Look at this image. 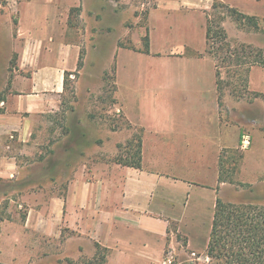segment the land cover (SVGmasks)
I'll list each match as a JSON object with an SVG mask.
<instances>
[{
    "label": "crops",
    "instance_id": "obj_1",
    "mask_svg": "<svg viewBox=\"0 0 264 264\" xmlns=\"http://www.w3.org/2000/svg\"><path fill=\"white\" fill-rule=\"evenodd\" d=\"M76 1L87 11L89 0ZM97 1V13L104 12L105 8L115 13L120 4L118 13L124 17L148 8L150 52H137L138 56L155 55L165 60L172 56L189 68L139 71L142 79V74H148L145 90L141 92H159L157 87H162L161 95L165 98L172 94L173 99V105L167 100L163 105L182 114H162L157 111L163 106L153 104L155 118H133L132 107L126 102V114L144 130L141 167L94 163L92 174L86 176L82 163L66 184L64 194L40 200L32 195L24 196L22 202L27 206L24 218H0V262L4 264H40V245L29 241V238L34 241L40 237L45 239L41 243L44 254L52 259L46 264H72L84 256H94L97 244L108 250L105 264H162L168 248L170 223L196 218L197 211L202 213L207 206L212 215L218 196H222L221 191L228 184L222 178L220 162L222 151L228 148L230 141L228 122H218L210 113L205 115L212 121L201 119L204 115L201 111L219 109L218 80L223 77H218L210 58L189 52L190 49L204 51L208 16L214 4L220 2L243 14L259 16L264 13V0ZM106 28L111 30L112 27L107 25ZM34 30L30 28L21 33L25 38L19 60L31 64H21L20 68L29 71V75H16L0 96L1 178L11 179L22 172L18 157L5 150L15 146L22 151L44 117L60 110L66 89L65 76H71L79 67L83 54L82 42L67 40L64 32L61 41H50L42 53L28 57L30 47L36 46L30 40L34 34L29 31ZM122 52L123 62L136 56L130 49H122ZM133 73L137 71L118 70L127 95L132 94V83L127 78H132ZM249 85L250 89L264 94V68H252ZM186 110L191 112L188 125L182 112ZM141 113L145 115V111ZM243 132L241 130L239 142ZM151 142L156 144L150 145ZM186 142L192 143V152H196L192 158L183 154L181 143ZM173 147L176 149L172 151ZM187 150L188 146L185 153ZM251 151L264 164V136L253 137ZM262 171L264 175V165ZM63 228L67 229V234ZM3 241H8L9 245Z\"/></svg>",
    "mask_w": 264,
    "mask_h": 264
},
{
    "label": "rangeland",
    "instance_id": "obj_2",
    "mask_svg": "<svg viewBox=\"0 0 264 264\" xmlns=\"http://www.w3.org/2000/svg\"><path fill=\"white\" fill-rule=\"evenodd\" d=\"M89 1L87 11H83L82 4H77L76 0H0L1 97L16 75H29V71L20 68L21 64H31L19 60L25 38L22 32L35 28L33 32L29 31L34 34L29 39L36 46L30 47L28 57L42 53V50L48 48L46 43L61 41L64 32L67 40L82 42L83 52V65L67 77L60 110L44 117L42 124L34 132V137L22 151L15 149V146L5 150L18 157L22 172L11 179L0 177V218H24L27 213V206L22 202L24 196L32 195L40 200L64 194L66 184L74 178L77 167L82 163L85 164L83 169L87 176L92 174L94 163L112 165L137 161L140 142L143 153L144 130L126 114V102L132 107L130 113L133 118H155L151 109L153 104L163 106L157 111L162 114L174 112L173 108L168 110L163 105L166 100L171 103L170 106L173 105V99L172 94H169V98V95H165L167 98L161 95L162 87H157L159 92H141L145 90L144 83L148 80V74H142V79L139 71L149 73L163 69L173 71L181 67L189 68L188 64L178 63L172 56L166 60L155 55L138 56L137 52H143L144 38L148 34V8L124 17L118 13L120 4L117 13L105 7L104 12L97 13L95 9L98 1ZM136 2L140 3L141 0ZM223 5L216 3L208 16L212 37L207 36L204 51L190 49L189 52L210 58L213 69L218 71V77H223L219 79V109L214 107L212 110L201 111L204 114L201 119L212 121V118L208 119L205 115L210 113L216 116L218 122H228L230 141L220 159L222 177L228 184L221 191L222 196L218 197L228 203L254 199L264 204V164L251 151L253 137L264 136V94L250 89L249 85L252 68L259 66L254 63L256 53L258 50L264 51V13L259 16L249 14V17H253L252 20L244 17L237 20L228 5ZM107 25L112 27L111 30L106 28ZM140 39L141 47H138ZM122 49H130L136 56H130L123 62ZM124 69L137 71L132 74V78H127L132 83V94L128 95L122 83L123 78L118 75V70ZM149 90H152L151 86ZM143 111L145 115L141 113ZM182 112L188 125L191 112ZM241 130L244 131L243 134L250 136V143L246 148L242 147V137L239 142ZM113 132H116L115 136ZM191 144L181 143L183 154L188 155V158L196 155V152H192ZM186 146L188 150L185 153ZM167 149L170 150V146ZM175 149L173 147L171 150ZM252 181L256 182L252 184ZM208 208L209 206L202 213L197 211L196 218L170 223L166 252L174 248L179 264L212 263L211 258L206 257L216 206L212 215ZM63 232L68 233L65 228ZM29 239L30 243L40 245V264L50 262L52 259L46 257L41 244L45 239ZM3 243L9 245L8 241ZM56 247L59 248V245L56 244ZM102 253L103 250L99 249V256ZM95 255L84 256L78 261H72V264H97L99 257L95 258ZM197 257L201 258L198 260Z\"/></svg>",
    "mask_w": 264,
    "mask_h": 264
},
{
    "label": "trees",
    "instance_id": "obj_3",
    "mask_svg": "<svg viewBox=\"0 0 264 264\" xmlns=\"http://www.w3.org/2000/svg\"><path fill=\"white\" fill-rule=\"evenodd\" d=\"M215 7L216 4H214ZM229 9L237 20H241L243 17L250 20L253 19V17H249L235 8L229 7ZM211 33L212 27L208 25L207 36L209 38L212 37ZM143 52H150L148 35L144 38ZM254 63L264 67L263 50L257 51ZM82 65L83 57L81 56L79 66ZM68 75L66 74L65 76V88ZM141 146L140 142L137 161L119 163L141 167ZM96 247L98 252L95 258L99 257L97 264H105L107 248L99 244ZM99 249L103 250L100 256ZM207 254L212 260L211 264H264V204H260L258 200L254 199L241 203H228L218 197L207 244Z\"/></svg>",
    "mask_w": 264,
    "mask_h": 264
},
{
    "label": "built area",
    "instance_id": "obj_4",
    "mask_svg": "<svg viewBox=\"0 0 264 264\" xmlns=\"http://www.w3.org/2000/svg\"><path fill=\"white\" fill-rule=\"evenodd\" d=\"M250 143V136L246 133L242 134V147L246 148ZM194 256H196V253H193ZM201 257H197L199 260ZM209 259L210 257H206ZM162 264H179L178 263V255L174 248L169 249L162 261Z\"/></svg>",
    "mask_w": 264,
    "mask_h": 264
}]
</instances>
